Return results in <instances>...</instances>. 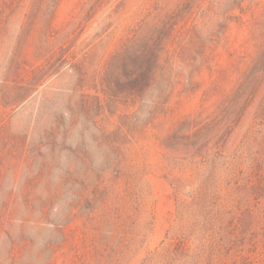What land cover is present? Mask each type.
<instances>
[{
    "label": "rangeland",
    "instance_id": "374dc122",
    "mask_svg": "<svg viewBox=\"0 0 264 264\" xmlns=\"http://www.w3.org/2000/svg\"><path fill=\"white\" fill-rule=\"evenodd\" d=\"M159 18L151 114L103 77ZM0 264H264V0H0Z\"/></svg>",
    "mask_w": 264,
    "mask_h": 264
},
{
    "label": "trees",
    "instance_id": "16d2710c",
    "mask_svg": "<svg viewBox=\"0 0 264 264\" xmlns=\"http://www.w3.org/2000/svg\"><path fill=\"white\" fill-rule=\"evenodd\" d=\"M174 25L175 21L166 20V18L156 19L153 23L142 22L138 29L112 52L106 63L103 77L107 96L131 104L143 103L147 100L146 95L149 90L154 88L158 94L155 99H150L148 112L154 114L164 106L167 95H164L160 82L167 80L164 77L166 69L174 56V53L170 54L169 51ZM249 98L246 97L238 105L239 111L228 113L227 116H225L226 111L232 107L237 108L238 101L234 98L226 101L223 106L224 111L216 115V118L221 117L219 121L223 125L218 129V132L222 130L221 136L236 119L242 116ZM205 127L199 128L195 133H200Z\"/></svg>",
    "mask_w": 264,
    "mask_h": 264
}]
</instances>
